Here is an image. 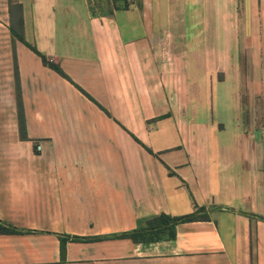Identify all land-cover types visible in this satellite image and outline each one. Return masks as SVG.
<instances>
[{
  "label": "crops",
  "instance_id": "0c3cea01",
  "mask_svg": "<svg viewBox=\"0 0 264 264\" xmlns=\"http://www.w3.org/2000/svg\"><path fill=\"white\" fill-rule=\"evenodd\" d=\"M12 1L67 77L0 0V264H264V0Z\"/></svg>",
  "mask_w": 264,
  "mask_h": 264
},
{
  "label": "trees",
  "instance_id": "16d2710c",
  "mask_svg": "<svg viewBox=\"0 0 264 264\" xmlns=\"http://www.w3.org/2000/svg\"><path fill=\"white\" fill-rule=\"evenodd\" d=\"M114 3L117 0H113ZM9 12H10V24L9 28L12 33L13 38H18L19 40L23 41L27 44L31 49L37 52L42 61L49 65L50 67L54 68L60 74L67 77V74L60 68V66L55 63L54 61L49 60L43 53L38 51V49L28 43L23 35V17H22V6L21 3L18 1L9 0ZM14 76H15V87H16V106H17V117H18V129L21 138H26V125H25V115L24 109L22 104L21 98V89L19 84V75H18V68L16 63V57L14 56ZM150 150V149H149ZM151 151V150H150ZM204 209H198L196 211H192L190 213L181 215V216H174L170 215L165 212H161L155 215H152L145 219L144 227L135 228L129 231H122L118 233H111L106 235H67L64 234L61 237L60 241V250L61 254H64L65 251V241L68 238L76 239V240H90L101 238L103 236H128L131 237L135 241H151V240H158L161 238H172L175 236V224L179 221H187V220H194V219H201L206 218L207 214L206 211H202ZM30 231L29 229H23L7 223L0 219V233H19Z\"/></svg>",
  "mask_w": 264,
  "mask_h": 264
},
{
  "label": "rangeland",
  "instance_id": "374dc122",
  "mask_svg": "<svg viewBox=\"0 0 264 264\" xmlns=\"http://www.w3.org/2000/svg\"><path fill=\"white\" fill-rule=\"evenodd\" d=\"M249 76V75H248ZM232 82H234L233 80H232ZM211 93V92H210Z\"/></svg>",
  "mask_w": 264,
  "mask_h": 264
},
{
  "label": "built area",
  "instance_id": "2783aa9c",
  "mask_svg": "<svg viewBox=\"0 0 264 264\" xmlns=\"http://www.w3.org/2000/svg\"><path fill=\"white\" fill-rule=\"evenodd\" d=\"M39 148H40V145H39Z\"/></svg>",
  "mask_w": 264,
  "mask_h": 264
}]
</instances>
